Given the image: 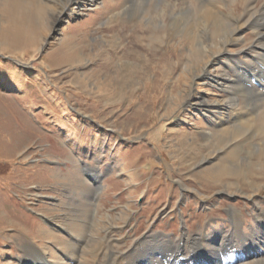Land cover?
I'll list each match as a JSON object with an SVG mask.
<instances>
[{
    "label": "rangeland",
    "instance_id": "rangeland-1",
    "mask_svg": "<svg viewBox=\"0 0 264 264\" xmlns=\"http://www.w3.org/2000/svg\"><path fill=\"white\" fill-rule=\"evenodd\" d=\"M133 4L0 0V264H25L26 239L57 252L53 235L83 242L76 264H143L127 255L149 234L164 240L157 264L264 260V137L220 143L212 120L230 98L226 56L251 62L256 34L203 51L160 19L183 0L137 20ZM68 220L86 224L80 238ZM196 237L204 251L190 255Z\"/></svg>",
    "mask_w": 264,
    "mask_h": 264
},
{
    "label": "bare ground",
    "instance_id": "bare-ground-1",
    "mask_svg": "<svg viewBox=\"0 0 264 264\" xmlns=\"http://www.w3.org/2000/svg\"><path fill=\"white\" fill-rule=\"evenodd\" d=\"M164 1L165 0H134V4L131 7L132 10H129L131 8H128L127 11L128 14H131L132 19L137 20L141 18L146 12H150V14L153 15L157 9H159L158 7H160L161 4H164ZM183 3L186 4V8H183L184 10L181 9L182 11L175 10V8H177L175 5L177 4H167L166 10L163 12V14L159 15L160 19H164L165 28L171 29L175 33H181L185 36L190 32H196L198 34L199 44L202 46L201 50L203 51L209 50L207 40H209V38L214 35H218L220 37V41L216 43L217 47L219 45H225L224 47L227 48L229 43L240 40V38H235V36L240 33L241 27L245 25H249V28H251L256 34L257 37L255 39L254 48H252L255 53H249L252 57L251 62L241 61L239 58L234 56H226L227 62L232 65L231 70L233 73L228 78L225 77V82L220 85L224 91H227L230 94V98L223 103H219L222 111L214 112L212 115V120H214L215 115L218 114L215 120L216 122L218 121V123L223 124V126H221L223 127L222 130H220V133L218 134V141L220 143L226 144L231 140L235 141L239 138H245L249 141L254 135L264 137V0H183ZM239 4L244 9V13L241 11L237 15V6H239ZM230 6L232 7L231 9ZM168 8H170V10ZM244 18H246L245 21L241 23ZM233 24L239 25L232 29ZM239 97H241L240 100L238 99ZM240 103L244 104V109L234 116L233 124L230 126L224 124L228 122V115L231 111V108ZM258 114L260 115L258 116L259 118H255V116ZM262 142L264 143V141ZM234 147L238 148V145ZM255 152L256 151L254 150V154ZM232 153L233 154L230 153V155L236 157V154L234 152ZM93 176H95L96 181L98 177L96 175ZM76 179H79V177L77 176ZM79 180L83 181L80 184V187L82 186L81 189L85 188L84 182L86 180L81 178ZM74 182L76 181L74 180ZM77 183L79 182H76V184ZM75 186L78 187V185ZM73 188L75 190L76 187ZM84 209L85 208L82 207L79 210L83 212ZM236 211H234L235 215L238 214ZM86 214H88V212H83V215L87 217ZM77 219L78 218H76V221ZM66 224L69 225L68 227L71 230H73L72 234L78 236L79 234L85 233L86 224L84 225V223L79 224L75 221H69ZM48 231L49 230H47V232ZM54 231L55 230L53 229L48 233H54ZM48 233L45 234V236L49 235ZM53 236L55 237L54 241L60 245V247L57 249V252L53 249L40 246L26 239L25 242L21 244L23 253L22 262L25 264H76L77 252L81 249L80 245H82L83 242L70 237L63 238L57 235ZM153 236H157L156 239L152 238ZM108 237L105 243L106 247L110 249L112 255L115 254L117 257L119 254H122V252L119 250L117 252L113 250V248L119 249V241H114L115 239H113L111 236ZM145 237V240H143L142 243L135 245L134 250L127 256H131L132 259H138L139 261L143 262V264H157V260L152 258V255L157 248L165 245L164 240L161 238V235L149 234ZM78 238H80V236H78ZM187 239L188 237L186 238L184 234V236L181 238V242H178V254H185L182 251L181 245L186 243ZM192 240V246H194L192 252L195 253L199 248L196 247L200 244V239L196 237ZM48 250L50 256H52L53 259L48 258ZM184 256L190 257L188 254ZM174 259L175 258L173 256H167L163 259L164 264H172ZM103 260L104 259L99 258L97 263L105 264L106 261ZM94 261L95 260H93V262ZM111 263L117 264V261ZM256 263L264 264V260H259Z\"/></svg>",
    "mask_w": 264,
    "mask_h": 264
}]
</instances>
